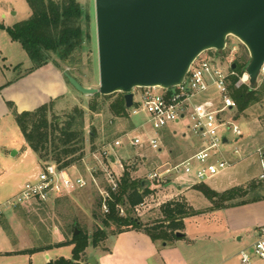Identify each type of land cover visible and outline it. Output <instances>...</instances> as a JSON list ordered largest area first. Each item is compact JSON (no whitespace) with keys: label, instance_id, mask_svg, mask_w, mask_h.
I'll return each instance as SVG.
<instances>
[{"label":"rangeland","instance_id":"rangeland-1","mask_svg":"<svg viewBox=\"0 0 264 264\" xmlns=\"http://www.w3.org/2000/svg\"><path fill=\"white\" fill-rule=\"evenodd\" d=\"M81 5L89 10L91 16V42L90 45L84 48L81 52V60L79 65L75 68H71L78 74L80 82L82 84H91L94 87L99 88L100 72H99V55H98V42H97V24H96V8L95 0H79ZM32 15L26 0H0V25L4 29H0V82H13L20 78L27 69L32 66L31 60L27 53L18 42H13L6 32V28L13 27L15 24L28 20ZM229 48L222 53L216 54L215 51H208L203 56L211 57L217 63L223 66L225 71L230 68V63L240 56L243 52L242 43L234 37H229L227 41ZM233 47H237L238 51L231 55L230 51ZM57 63L60 65V69L63 72H68L69 68L66 64L62 63L56 57H54ZM231 63V64H232ZM234 64H232L233 66ZM264 75H261L262 79ZM79 78V77H78ZM261 80H259L260 82ZM70 85V84H69ZM231 85V81H230ZM31 88V86L29 87ZM29 91V89H28ZM70 91L72 96L60 100L56 103L53 114L64 117L66 113L71 111L75 106L83 107L87 110L88 99L82 96L70 85ZM260 105H254L249 108L240 119H235L236 111L226 112L221 115L224 122L235 123L241 130L243 137L235 142V137L227 132V129L220 133L221 137L229 136L231 138V144H222V153L227 160L237 162L239 159L235 157L232 152L239 149L241 156L244 157L242 161H239L236 166L227 172L217 176L214 179L208 180L212 187L220 189L223 186H227L229 180L232 182V187L239 184L242 187L249 185L252 181H258V177L261 173L259 160L257 155L254 154L255 150L264 145V102ZM140 118L134 119H119L114 118L107 107L100 114H95L87 110L86 121L87 131L95 127L98 130L99 138L97 141L98 150L104 145L112 142L116 137L131 131L134 126L139 123ZM13 121V120H12ZM13 123L11 131L7 133V139L12 140L13 144L21 149V144L24 142V138L17 129L16 123ZM187 123H180L178 125H171L168 131L178 130V134L173 136L170 132L155 133L150 127H147L149 133L152 136L157 135L159 138L163 136L164 149L163 153L147 152L146 158H138L131 149H122L118 155L121 159V165L117 164L111 166L108 163L101 165L93 156L94 152H91L90 143L87 145V154L85 162L88 167L76 166L72 168L73 173L80 172L81 174L88 176V168L91 171H96V175L99 183V187L104 191L106 189V183L108 185V174L112 173L117 182L123 177L125 171H128L131 178L135 181H145L148 185L151 193L144 198L143 203L136 206L132 215L139 218L141 222L153 229L160 224L163 219L162 209L167 203L181 202L189 206L191 204L194 207H190L196 215L203 213H210L215 211L213 204L209 201L204 194L197 189L198 185L195 176L192 174L189 176L192 182L187 185L181 184L180 179H168L163 182H150L149 177L160 164L164 162H170L175 165L184 160L190 153L191 149L200 143V140L192 136L186 131ZM184 133L186 134L184 136ZM96 152V151H95ZM3 156V157H2ZM4 152L0 151V175L5 177L0 181V193L4 190L12 191L11 185L14 182H23L26 180L21 174L32 172H38L40 165L36 162H32L34 154L29 158L24 159L23 163H19L16 159H6ZM102 172V173H101ZM11 175V176H10ZM14 175V177H13ZM16 175V176H15ZM10 177V178H9ZM234 179V180H233ZM259 182V181H258ZM2 183V184H1ZM183 185V186H182ZM179 186L183 190L179 195ZM234 188V187H233ZM232 189V188H231ZM191 190H196L197 194H191ZM6 192V191H4ZM179 195V196H178ZM186 195V197L184 196ZM3 197V196H2ZM1 200L4 204L7 200ZM187 200L189 202H187ZM102 202V196L100 189L96 185H91L88 188L74 192L71 195L61 197L56 201L44 204V205H32L27 208H18L15 210L9 209L5 211V215L8 223L7 231L0 227V264H47L46 254H18L15 253L19 250H29L36 247H45L47 245H55L67 240L65 232L68 226L74 221H78L81 228L93 234L99 227H103L101 223V216L106 215L102 207H99V203ZM102 205V203H101ZM121 215L125 213L121 212ZM214 222L210 221L211 228L216 225H220L218 218H214ZM207 219H201L200 225L205 224ZM165 225H168L166 222ZM210 229V228H208ZM108 238L99 244V247H89L86 251V258H90L92 255L102 254L107 252L113 239L115 237V227L108 228ZM183 232V229L182 231ZM249 236V237H248ZM244 235V243L252 242V234ZM113 240V241H112ZM175 241L168 242L169 245L174 244ZM157 243L163 244V241ZM208 248V249H207ZM72 246H63L53 248L48 255L51 260L57 258H72ZM213 246L207 247L197 246L195 249L201 254L202 260L200 263L204 264L205 261L212 258ZM211 250V251H210ZM205 252V253H204ZM151 264H158L152 262ZM232 264H241L237 259L232 261ZM252 264H263L257 257L253 256Z\"/></svg>","mask_w":264,"mask_h":264},{"label":"trees","instance_id":"trees-1","mask_svg":"<svg viewBox=\"0 0 264 264\" xmlns=\"http://www.w3.org/2000/svg\"><path fill=\"white\" fill-rule=\"evenodd\" d=\"M26 1L32 10L31 17L13 27L6 28L11 40L20 43L31 60L32 66L25 71L24 75L50 63L60 69L59 63L54 58L56 57L67 65L69 68L67 73L77 79L81 85L86 88L94 87L91 84H82L79 80L82 77L71 69L79 65L81 52L91 42L89 10L85 9L79 0ZM0 29L4 27L0 25ZM215 52L218 54L217 51ZM249 63V53L243 46L242 54L233 62L236 65L234 71L238 77H232L230 85V96L236 103L234 110L236 120L240 119L252 106H263L264 102V77L255 86L236 87L239 77L246 71ZM85 97L88 99L87 110L92 113L100 114L107 107L114 118L130 119L125 108L124 95L121 93L112 96L95 94ZM55 105L56 102H51L35 111L18 113L14 109V104L8 102V107L13 109L15 122L28 148L37 156L40 165L54 164L64 169L83 166L82 161L87 154V145L90 143L91 152L98 151V130L92 127L87 131L85 108L75 106L62 118L53 114ZM106 189L110 192L112 200L108 202L109 213L100 217L103 227L89 234L81 228L78 221H74L66 229L67 240L54 246L36 247L18 254L33 255L56 247L72 246L71 259L57 258L49 260L47 264H83L89 261V258H86L89 247L97 248L108 238L106 231L108 228L115 227V236L130 230L144 231L153 242L161 240L168 243L180 239L177 233L184 229V220L196 215L184 203L179 201L167 203L162 209L163 219L160 224L151 229L132 215L134 208L143 203L144 198L151 193L145 181H135L130 173L125 171L118 181V189L115 192L107 183ZM197 189L213 204L215 210L264 201V188L257 180L247 186L235 187L223 193L216 192L205 183L198 185ZM101 203H99L100 208ZM122 210L125 215H121ZM166 222L168 225H165ZM0 227L5 231L9 227L4 215H0ZM76 230L79 231L78 235H75Z\"/></svg>","mask_w":264,"mask_h":264},{"label":"water","instance_id":"water-1","mask_svg":"<svg viewBox=\"0 0 264 264\" xmlns=\"http://www.w3.org/2000/svg\"><path fill=\"white\" fill-rule=\"evenodd\" d=\"M95 8L99 88H86L65 72L82 95L121 93L128 110L135 89L182 84L196 59L208 51L222 53L229 37L249 53L250 85L261 78L264 0H95ZM183 236L177 233L178 238ZM89 264H98L96 258Z\"/></svg>","mask_w":264,"mask_h":264},{"label":"built area","instance_id":"built-area-1","mask_svg":"<svg viewBox=\"0 0 264 264\" xmlns=\"http://www.w3.org/2000/svg\"><path fill=\"white\" fill-rule=\"evenodd\" d=\"M228 48L227 43L224 51ZM237 51L238 48L233 47L230 53L234 56ZM204 54L191 65L182 84L171 89L153 87L137 88L133 91L134 104L127 111L130 119L140 118L139 123L131 131L116 137L93 153L101 165L106 163L121 165L118 153L126 148L133 150L138 158H146L147 152L163 153L165 143L163 137L152 136L147 127L157 134L173 124L178 125L182 122L187 123L186 131L200 140V146L190 157L178 164L173 165L170 162L160 164L150 175V182L181 178V182L185 184L193 174L197 183L203 184L234 168L244 159L240 150L236 149L232 154L239 160L237 162L227 160L222 153V144H231L232 141L229 136L222 138L220 135L227 129V132L236 138L235 142L243 137L242 130L237 124L224 122L221 117L227 111L232 112L236 109V103L230 96V81L232 77L238 75L232 69V62L228 71H225L220 63L211 57H204ZM243 85H250L246 71L239 77L236 87ZM172 132L177 133L178 130ZM254 154L257 155L261 168L258 181L264 188V145L258 147ZM82 162L88 167L85 158ZM72 168H59L54 164L40 165V170L29 175L20 191L0 205V215H4L9 209L49 204L91 185H96L100 189L102 209L108 214L111 194L99 187L94 174L96 171L88 168V176H85L80 172L73 173ZM108 182L111 190L115 192L118 189V182L112 173L108 174ZM239 255L242 264H252L253 256L264 264V227L258 229L253 244L241 250Z\"/></svg>","mask_w":264,"mask_h":264},{"label":"crops","instance_id":"crops-1","mask_svg":"<svg viewBox=\"0 0 264 264\" xmlns=\"http://www.w3.org/2000/svg\"><path fill=\"white\" fill-rule=\"evenodd\" d=\"M30 86L31 88H29ZM72 95L65 72L52 63L28 75L23 74L13 82H0V151L5 153L6 159L12 158L16 159L17 162L23 163L24 159L34 154L28 148L25 139L21 144V149L14 145L12 140L7 139V133L13 127L12 122H15L13 109L11 110L8 107V102L14 104V109L18 113L32 112L45 104L57 103ZM17 129L20 130L18 126ZM173 131L176 132L177 130ZM165 132H170L173 136L178 134V132L173 133L168 131V129L163 131V133ZM199 146V144L195 145L184 160L190 157ZM33 158L32 162L40 165L35 154ZM0 162L5 163L2 160ZM32 171L21 175L24 178L26 177L25 179L27 180ZM4 178L0 175V181H3ZM26 180L14 182L11 185L12 191L4 190L6 192L0 193V205L3 197H5L4 199L7 198V200L14 197ZM231 181L229 180L227 186H223L220 189L212 187L209 183L205 184L216 192L223 193L233 187L240 186L237 184L232 187ZM190 182L192 181L188 180V183ZM188 183L181 184L187 185ZM178 190L179 195L183 194L180 186ZM191 192L192 195L198 193L196 190H191ZM184 196L186 197V195ZM187 202L189 201L187 200ZM207 203L209 204V200ZM189 204L190 207H194L193 204ZM4 216L6 217L5 214ZM216 217L221 221L220 225L211 228L209 223L210 221L214 222ZM205 218L207 219L205 224L200 225V220ZM260 227H264V201L238 207L216 209L210 213L190 216L184 220V229L181 232L184 234L183 238L175 240L172 245L163 243L160 246L159 243L153 242L144 231L130 230L123 232L114 237V241L112 240L113 243H111L107 252L92 255L89 260L94 257L98 264H151L152 262H157L158 264H201L200 262L203 261L201 259L202 256L195 249H197V246L207 247L211 245L213 246L210 254L212 258L205 261L204 264H232L235 259L241 263L240 251L253 244ZM250 234L253 236L251 238L252 242L245 244L244 235L248 236ZM51 250L41 252L47 255L46 263L51 260L50 255H48ZM21 251L24 250H19L15 253ZM83 264H89V261Z\"/></svg>","mask_w":264,"mask_h":264}]
</instances>
